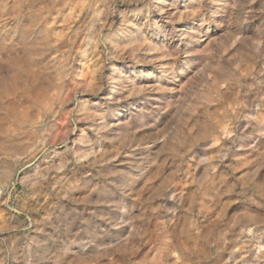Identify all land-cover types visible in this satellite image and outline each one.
Listing matches in <instances>:
<instances>
[{
    "label": "rangeland",
    "instance_id": "obj_1",
    "mask_svg": "<svg viewBox=\"0 0 264 264\" xmlns=\"http://www.w3.org/2000/svg\"><path fill=\"white\" fill-rule=\"evenodd\" d=\"M166 1L0 0V264H264V0Z\"/></svg>",
    "mask_w": 264,
    "mask_h": 264
},
{
    "label": "bare ground",
    "instance_id": "obj_2",
    "mask_svg": "<svg viewBox=\"0 0 264 264\" xmlns=\"http://www.w3.org/2000/svg\"><path fill=\"white\" fill-rule=\"evenodd\" d=\"M33 1L34 0H27V13L31 19H36L35 14L32 12V10L34 8V2ZM153 2L155 3L153 6L155 8L154 11L157 13V15H154V17H153L155 19L154 24H156L157 28H160L161 25L158 24L157 19H159L160 17L162 18L163 15H164L165 19L168 18L169 15H173L174 10L178 9V4L175 3L173 7L167 8L168 5H170V4L166 5V3H167L166 0H153ZM179 7L181 9L185 6L179 4ZM194 29L195 30H193L194 31L193 33L202 34L201 37L203 39L201 41H208L209 40L210 30H208V28H204L203 23H201V22L196 23ZM110 47L112 48V50H115V48H113V43L111 44ZM7 50L10 53H11V51H13L11 48L10 49L8 48ZM15 62L16 61L14 59H11L10 63L8 65H1V63H0V91H1L0 94H2L3 96L4 95L8 96L11 93V90H13L14 86L24 78L23 72L20 71V70H22L21 67H20V69L17 68V64ZM2 69L4 70V72L2 71ZM110 70L113 72H116L118 70V68L115 65H113L110 68ZM120 77H122L123 80L125 79V78H123V76H120ZM160 88L162 91H168L170 89L168 86L167 87L161 86ZM0 99H4V98H2L0 96Z\"/></svg>",
    "mask_w": 264,
    "mask_h": 264
}]
</instances>
